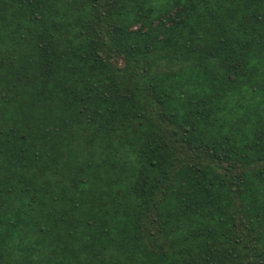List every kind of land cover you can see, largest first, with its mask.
<instances>
[{"label":"trees","instance_id":"obj_1","mask_svg":"<svg viewBox=\"0 0 264 264\" xmlns=\"http://www.w3.org/2000/svg\"><path fill=\"white\" fill-rule=\"evenodd\" d=\"M0 264H264V0H0Z\"/></svg>","mask_w":264,"mask_h":264}]
</instances>
